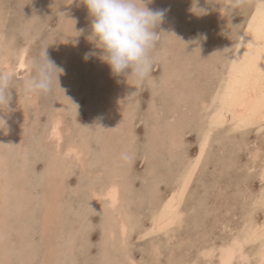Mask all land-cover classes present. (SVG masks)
I'll return each instance as SVG.
<instances>
[{"label": "rangeland", "instance_id": "obj_1", "mask_svg": "<svg viewBox=\"0 0 264 264\" xmlns=\"http://www.w3.org/2000/svg\"><path fill=\"white\" fill-rule=\"evenodd\" d=\"M70 2L0 0V71L12 74L8 108L0 112L6 122L0 128V264H130V259L135 264H190L197 259L208 264L197 254L200 247L234 233L263 184L257 177L259 162L251 156L254 147L264 146L255 126L233 133L227 124L215 129L185 190L182 222L166 232L147 230L152 210L174 193L175 176L195 154L200 103L195 95L202 90L201 97L208 96L209 84L223 70L224 56L252 0L238 7L234 0H152L146 4L153 11L166 12L150 53V73L143 80L112 73L100 58L102 50L88 39L91 18L86 6ZM44 48L61 69L58 81L54 75L47 94H26L24 81L34 75L31 62ZM22 49L26 66L15 68ZM86 53L95 55L85 60ZM4 58L10 71L2 65ZM56 117L61 120L58 150L48 135ZM173 123L178 124L179 134L174 148L168 147ZM70 142L82 145L85 163L62 155ZM123 174L118 206L128 210L129 231L123 239L108 238L103 209L95 207L88 194L93 185ZM53 192L60 218L46 226L43 211ZM262 215L260 208L253 212L257 220Z\"/></svg>", "mask_w": 264, "mask_h": 264}, {"label": "bare ground", "instance_id": "obj_2", "mask_svg": "<svg viewBox=\"0 0 264 264\" xmlns=\"http://www.w3.org/2000/svg\"><path fill=\"white\" fill-rule=\"evenodd\" d=\"M199 1V0H198ZM208 1V0H207ZM228 0H224L226 3ZM46 2V1H45ZM48 2V1H47ZM231 2V0H230ZM209 3V2H208ZM229 3V2H227ZM25 4V3H24ZM212 4V3H211ZM233 5V4H232ZM53 7V6H52ZM51 7V8H52ZM50 8V6H49ZM210 8V7H209ZM222 8V7H220ZM61 9V8H60ZM223 9V8H222ZM225 9V7H224ZM246 9H248L246 7ZM244 9V10H246ZM62 10V9H61ZM204 11V10H203ZM213 11V10H212ZM205 12V11H204ZM244 12V11H243ZM197 13V12H196ZM201 13V12H200ZM207 13V12H206ZM211 14V13H210ZM208 15V14H207ZM218 15V14H217ZM230 15V14H229ZM66 16V13H65ZM68 16V15H67ZM233 16V15H232ZM63 17V16H62ZM172 17V16H171ZM186 18V17H185ZM68 19V17L66 18ZM176 19V18H175ZM216 19V18H215ZM220 20V19H219ZM207 22V21H206ZM215 23V22H214ZM221 23V22H220ZM1 24V23H0ZM90 24V23H89ZM217 24V22L215 23ZM232 24V23H231ZM81 25V24H80ZM178 25V24H177ZM183 25V24H182ZM185 25V24H184ZM228 25V24H227ZM241 25V24H240ZM61 26V25H60ZM183 27V26H181ZM29 28V27H28ZM174 28V27H173ZM197 28V27H196ZM183 29V28H182ZM187 30V29H186ZM62 32V30H61ZM168 32V30H167ZM185 33V32H183ZM201 33V32H200ZM27 34V33H26ZM186 35V34H185ZM67 36V35H65ZM173 36V34L171 35ZM193 36V35H192ZM186 37V36H185ZM169 39V38H167ZM189 39V37H188ZM204 39V38H203ZM202 39V40H203ZM221 39V38H220ZM198 40V39H197ZM172 41V40H170ZM185 41V40H184ZM64 42V41H63ZM167 43V42H166ZM64 46V45H63ZM62 46V47H63ZM77 47V46H76ZM69 48V47H68ZM212 51V50H211ZM61 52V51H59ZM213 52V51H212ZM71 53V52H69ZM214 53V52H213ZM13 55H15L13 53ZM12 55V56H13ZM25 50H20L16 59L15 68H24L25 63ZM61 55V54H60ZM4 57V56H3ZM70 58V56H68ZM223 58V57H222ZM221 58V59H222ZM64 58H62L63 60ZM170 59V58H169ZM172 59V57H171ZM204 60V59H203ZM2 65L7 71H10L7 58L2 59ZM171 62V61H170ZM87 63V62H86ZM168 63V62H167ZM172 63V62H171ZM1 65V66H2ZM173 66V65H172ZM3 68V67H2ZM85 69V68H84ZM65 71V70H64ZM72 72V71H71ZM181 72V71H180ZM23 73V72H22ZM172 73V72H171ZM183 73V72H182ZM67 74V73H66ZM69 74V73H68ZM218 74V73H217ZM81 75V74H80ZM96 75V74H95ZM98 75V74H97ZM107 75V74H106ZM171 78L172 74H168ZM151 77V76H150ZM156 78V77H155ZM179 78V76H178ZM54 79V78H53ZM67 79V78H66ZM100 80V79H99ZM174 80V78H173ZM64 81V79H63ZM62 81V83H63ZM164 83V82H163ZM166 83V81H165ZM169 82H167L168 85ZM115 85V84H114ZM172 86V85H170ZM122 87V86H121ZM172 88V87H171ZM169 87V90H172ZM166 90V88H164ZM163 89V90H164ZM175 89V88H174ZM64 91V90H63ZM173 91V90H172ZM201 92L195 95L200 99L198 104L199 115V129L197 135H199L198 145L195 150L194 156L188 161L184 162L180 167L179 172L175 176L176 186L174 193L171 196L161 202L157 209L150 216L153 217L148 232L162 231L165 232L172 229L174 226L179 225L182 222L183 211L180 208L185 190L191 181L193 173L202 158L205 148L208 145V141L212 132L223 124H227V130L230 133L255 126L256 131L260 132V139L264 142V0H252L245 16L242 25L235 32L228 51L226 52L223 60V70L216 76V79L209 84V89L206 94L207 97L202 96ZM85 92V91H84ZM164 93V92H163ZM34 95V94H33ZM115 95V94H114ZM18 97V96H17ZM167 97V95H166ZM165 97V98H166ZM187 98H189L187 96ZM67 99V98H66ZM160 99V98H159ZM164 99V98H163ZM153 101V100H152ZM137 102V100H136ZM151 102V101H150ZM167 102V101H166ZM71 103V102H70ZM148 103V102H147ZM196 104V103H195ZM150 105V104H149ZM107 106V105H106ZM116 107V108H115ZM119 108V107H118ZM171 108V107H170ZM15 109V107L13 108ZM117 111V106H114ZM113 109V110H114ZM17 110V108L15 109ZM179 110V109H178ZM111 111V110H110ZM154 111V110H153ZM176 111V110H175ZM181 111V110H179ZM5 112V111H4ZM17 112V111H16ZM15 112V113H16ZM189 112V111H188ZM14 113V112H13ZM14 113V114H15ZM115 113V112H113ZM149 113V112H148ZM12 114V113H11ZM18 114V113H17ZM16 114V115H17ZM73 114V113H72ZM174 114V112H173ZM152 116V115H151ZM165 116V115H164ZM117 117V116H116ZM146 117V116H144ZM169 118V117H168ZM18 119V118H17ZM110 119V118H109ZM179 119V118H178ZM187 119V118H186ZM196 119V118H195ZM162 120V119H161ZM174 121V120H173ZM180 121V120H179ZM60 118L56 117L52 121L50 127L49 138L55 143L56 147L61 138L60 132ZM6 123V122H5ZM124 123V122H123ZM74 124V123H73ZM137 124V123H136ZM169 124L167 127H169ZM174 125V123H173ZM178 125V124H176ZM176 125L169 127V139L170 144L168 147L178 146L179 141L177 136L179 135L176 129ZM157 126V125H156ZM66 127V126H65ZM166 127V128H167ZM179 127V126H178ZM195 127V126H194ZM198 127V126H197ZM105 128V127H104ZM120 128V127H118ZM123 128V127H122ZM149 128V127H148ZM165 128V129H166ZM188 128V127H187ZM196 128V127H195ZM127 129V128H126ZM164 129V127L162 128ZM183 129V128H181ZM148 130V129H147ZM155 130V129H154ZM157 130V129H156ZM160 130V129H159ZM150 132V130H148ZM66 132V131H65ZM121 132V131H120ZM155 132V131H154ZM130 133V132H129ZM162 133V132H161ZM168 133V132H167ZM215 133V132H214ZM66 134V133H65ZM112 134V133H111ZM151 134V133H150ZM154 134V133H153ZM152 134V135H153ZM157 134V133H155ZM178 134V135H177ZM196 134V133H195ZM257 134V133H256ZM63 136V135H62ZM79 136V135H78ZM105 136V135H104ZM151 136V135H150ZM162 136V135H161ZM256 137V135H254ZM115 137V135L113 136ZM258 137V134H257ZM111 138V137H110ZM181 138V137H180ZM146 139V138H145ZM157 139V138H156ZM19 140V139H18ZM104 140V139H103ZM113 140V139H112ZM158 140V139H157ZM252 140V139H251ZM254 141V140H253ZM239 142V141H238ZM162 143V142H161ZM189 143V142H188ZM234 144V143H233ZM156 145V144H155ZM264 145V144H263ZM230 146V145H229ZM58 148L55 150L59 149ZM182 147V146H179ZM154 148V147H153ZM172 148V149H173ZM148 149V148H147ZM166 149H168L166 147ZM183 149V148H182ZM11 150V149H10ZM64 150V149H63ZM151 150V149H150ZM176 150V149H174ZM181 150V149H180ZM57 152V151H56ZM62 153L63 156L73 159L77 162H83L84 150L82 145L78 143L68 144ZM156 152V151H155ZM168 152V150H167ZM179 152V150H178ZM177 152V153H178ZM183 152V151H182ZM158 153V152H157ZM234 153V152H233ZM181 153H179L180 155ZM175 155L171 152V156ZM177 155V154H176ZM113 156V155H112ZM153 157L152 155H150ZM155 156V155H154ZM253 162H259V170L257 171V177L263 182L260 191L255 194L256 203L249 207L247 215L244 217L240 226L231 233L230 236L223 238L220 242L200 247V254L204 258V262L208 264H264V146H256L251 151ZM145 157V156H144ZM160 156H158L159 158ZM177 157V156H176ZM185 157V156H184ZM117 158V157H116ZM156 160V157H154ZM171 158V157H170ZM181 158V157H179ZM251 158V159H252ZM3 159V158H1ZM118 159V158H117ZM130 159V158H129ZM146 159V158H145ZM153 159V158H151ZM161 159V158H160ZM186 159V158H185ZM184 159V160H185ZM56 160V159H55ZM123 160V159H122ZM182 160V159H181ZM68 161V160H67ZM66 161V162H67ZM71 161V162H72ZM132 161V160H131ZM153 161V160H152ZM161 161V160H160ZM118 162V161H117ZM130 162V161H129ZM128 162V163H129ZM204 162V161H203ZM59 163V162H58ZM68 163V162H67ZM74 163V162H73ZM132 163V162H130ZM146 163V162H145ZM164 163V162H163ZM167 163V162H166ZM52 164V163H51ZM64 163H61L63 165ZM113 164V163H112ZM149 165L148 163H146ZM156 164V162H155ZM154 164V165H155ZM162 164V163H161ZM1 165V164H0ZM6 165V164H5ZM4 165V166H5ZM65 165H67L65 163ZM120 165V164H119ZM129 165V164H128ZM153 165V164H152ZM153 165V167H154ZM168 165V163H167ZM166 165V167H167ZM3 167V166H2ZM65 167V166H62ZM113 167V166H112ZM165 167V168H166ZM52 168V167H51ZM66 168V167H65ZM79 168V166H78ZM104 168V167H103ZM115 168V167H114ZM120 168V167H119ZM148 167H146L147 169ZM198 168V167H197ZM81 169V168H80ZM153 169V168H151ZM156 169V168H154ZM163 169V168H162ZM252 169V168H251ZM54 170V169H53ZM68 170V169H67ZM124 170V169H123ZM176 170V168H175ZM174 170V171H175ZM48 171V170H47ZM63 171V170H62ZM65 171V170H64ZM95 171V170H94ZM101 171V170H97ZM96 171V172H97ZM158 171V169H157ZM51 172V171H50ZM93 172V171H91ZM106 172V171H104ZM110 172V171H109ZM147 172V170H146ZM4 173V172H3ZM102 173V172H100ZM99 173L100 176H103ZM121 173V172H120ZM123 173V172H122ZM154 173V172H153ZM175 173V172H174ZM159 174V173H158ZM161 174V173H160ZM176 174V173H175ZM255 174V173H254ZM121 175V174H120ZM155 175V174H154ZM168 176V174L166 173ZM171 175V174H170ZM93 176V175H92ZM122 178L118 175H112L106 182L97 183L91 187L90 194L88 196L95 207L103 209L104 213V228H106V235L108 238H112L118 235L123 239L129 231V217L127 209H120V200L122 198ZM162 176V175H161ZM91 177V176H90ZM106 177V176H105ZM150 177V175H149ZM157 177V176H156ZM57 178V177H56ZM92 178V177H91ZM100 178V177H99ZM103 178V177H102ZM126 179V178H125ZM145 179V178H144ZM171 179V177H170ZM174 179V178H173ZM2 179H0L1 181ZM63 180V179H62ZM146 180V179H145ZM155 180V179H154ZM157 180V179H156ZM155 180V181H156ZM50 181V180H49ZM58 181V180H57ZM101 181V180H100ZM151 181V180H150ZM174 181V183H175ZM102 182V181H101ZM149 183V181H148ZM156 183V182H155ZM153 184V183H152ZM60 186V185H59ZM146 186V185H145ZM148 186V185H147ZM153 186V185H152ZM72 188V187H71ZM151 188V185H150ZM147 190V189H146ZM73 192V191H72ZM89 192V191H88ZM54 193V192H53ZM59 193V192H58ZM144 193V191H143ZM151 193V192H150ZM56 193L49 194L48 200L45 203V220L46 226L56 219L60 218L59 207H56ZM44 195V194H43ZM34 196V195H33ZM38 196V195H37ZM87 196V197H88ZM140 196V195H139ZM3 198V197H1ZM45 199V198H44ZM146 199V198H144ZM149 199V198H148ZM83 200V199H82ZM134 201V200H133ZM138 201V200H137ZM150 200H148L149 202ZM36 202V201H35ZM42 202H45L42 200ZM122 202V201H121ZM136 202V201H134ZM140 202V201H139ZM42 204V203H41ZM60 204V203H59ZM43 205V204H42ZM41 205V206H42ZM119 205V206H118ZM85 206V205H84ZM44 207V206H42ZM126 207V206H125ZM82 208V207H81ZM89 208V207H88ZM124 208V207H123ZM148 208V207H147ZM263 210V215L260 219L253 217V212L257 209ZM73 209V208H72ZM92 209V208H91ZM21 210V209H20ZM36 210V209H35ZM127 210V211H126ZM135 210V209H134ZM42 211V210H41ZM70 211V210H69ZM85 211V210H84ZM92 213V212H91ZM132 213V212H131ZM130 215V214H129ZM28 217V216H27ZM65 217V216H64ZM17 218V217H16ZM15 218V219H16ZM14 219V220H15ZM150 219V218H149ZM41 221V220H40ZM42 222V223H43ZM150 222V221H149ZM232 222V221H231ZM41 223V224H42ZM11 224V223H10ZM16 224V223H15ZM22 224V223H21ZM34 224V223H33ZM136 224V223H135ZM217 224V223H216ZM43 225V224H42ZM57 225V224H56ZM136 226V225H135ZM181 226V225H180ZM222 226V225H221ZM230 226V225H229ZM18 227V225H17ZM43 227V226H42ZM201 227V226H200ZM45 228V227H44ZM230 228V227H229ZM131 229V228H130ZM235 229V228H234ZM47 231V228L44 229ZM174 230V229H173ZM227 230V229H226ZM231 230V229H230ZM22 231V230H21ZM52 231V230H50ZM229 231V230H228ZM157 232V233H158ZM175 232V230H174ZM16 233V232H15ZM170 233V231H169ZM51 234V233H50ZM144 234V233H143ZM130 235V234H129ZM146 235V234H145ZM74 236V235H73ZM103 236V235H102ZM171 236V235H170ZM225 236V235H224ZM46 238V237H45ZM4 239V238H3ZM173 239V238H172ZM72 240V239H71ZM110 240V239H109ZM117 240V239H116ZM1 241V240H0ZM5 241V240H3ZM7 241V240H6ZM43 241V240H42ZM122 241V240H121ZM173 241V240H172ZM11 242V241H10ZM5 243V242H4ZM14 243V242H13ZM170 243V242H169ZM3 245V244H2ZM5 245V244H4ZM3 245V246H4ZM7 245V244H6ZM74 245V244H73ZM69 246V245H68ZM72 247V246H71ZM74 247V246H73ZM154 247V246H152ZM1 248V247H0ZM16 248V247H15ZM27 248V246L25 247ZM112 248V247H111ZM8 249V247H7ZM12 249V248H11ZM71 249V248H70ZM74 249V248H73ZM125 249V248H123ZM43 250V249H42ZM155 248V252H157ZM7 251V250H6ZM153 251V250H152ZM151 251V252H152ZM73 252V251H72ZM115 252V251H114ZM197 252V251H195ZM8 253V252H7ZM10 253V252H9ZM57 253V252H56ZM124 253V252H123ZM31 255V253H29ZM67 254V252H66ZM71 254V253H70ZM6 256V255H4ZM34 256V255H33ZM46 256V255H45ZM132 256V255H130ZM37 257V256H36ZM194 257V256H193ZM54 258V257H53ZM107 260V257H105ZM133 258V256H132ZM171 258V257H170ZM110 259V258H109ZM114 259V258H113ZM188 259V258H187ZM196 259V258H194ZM9 260V259H8ZM11 260V259H10ZM21 260V259H20ZM42 260V259H41ZM39 260V261H41ZM105 260V259H104ZM105 260V261H106ZM151 260V259H150ZM191 260V259H190ZM198 260V259H197ZM194 260L190 264H201L199 261ZM22 261V260H21ZM52 261V260H51ZM111 261V260H109ZM116 261V260H115ZM152 261V260H151ZM170 261V260H169ZM75 262V261H74ZM160 262V261H159ZM186 262V261H185ZM8 263V262H6ZM72 263V262H71ZM111 263V262H110ZM173 263V262H172ZM171 263V264H172ZM40 264V263H39ZM50 264V263H49ZM130 264H135L130 259ZM186 264V263H185ZM202 264H204L202 262Z\"/></svg>", "mask_w": 264, "mask_h": 264}, {"label": "clouds", "instance_id": "obj_3", "mask_svg": "<svg viewBox=\"0 0 264 264\" xmlns=\"http://www.w3.org/2000/svg\"><path fill=\"white\" fill-rule=\"evenodd\" d=\"M151 2L152 0H77V3L86 6L91 18L88 39L102 50L100 58L110 66L114 75L123 74L137 80H143L149 75L150 53L158 39V25L166 12L149 9L146 4ZM243 2L244 0H234V6L238 7ZM71 3L73 0L68 4ZM46 48L31 62L34 75L24 81L23 89L26 94H47L52 89L53 76L57 80V74L61 71L48 58ZM91 55L95 53H86L84 59L87 60ZM11 81V73L0 71V112L8 108ZM4 124V119L0 118V128Z\"/></svg>", "mask_w": 264, "mask_h": 264}]
</instances>
